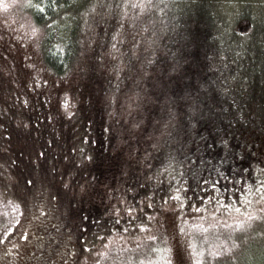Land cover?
<instances>
[{"label": "trees", "instance_id": "trees-1", "mask_svg": "<svg viewBox=\"0 0 264 264\" xmlns=\"http://www.w3.org/2000/svg\"><path fill=\"white\" fill-rule=\"evenodd\" d=\"M147 1L151 24L143 35L150 41L138 40L132 72L121 73L104 48L91 52L103 53L105 69L79 79H91L92 89L83 132L70 136L78 143L68 147L75 163L62 170L64 156L51 146L45 154L57 161L34 158L45 176L70 172L74 184L57 187L56 200L82 214L92 236L129 234L152 206L243 210L246 200L264 196V0ZM115 2L28 1L44 29L43 61L52 73L73 76L94 38L113 44V27L106 30L101 19ZM95 24L100 35L90 29L93 40L83 43L86 26ZM1 152L9 157L12 149L0 144Z\"/></svg>", "mask_w": 264, "mask_h": 264}, {"label": "rangeland", "instance_id": "rangeland-1", "mask_svg": "<svg viewBox=\"0 0 264 264\" xmlns=\"http://www.w3.org/2000/svg\"><path fill=\"white\" fill-rule=\"evenodd\" d=\"M28 1L0 0V144L12 149L9 157L0 153V264H264L262 195L253 202L246 200L243 210H224L221 205L209 212L180 204L152 206L123 236L110 229L103 236L89 235L82 214L56 200L57 187L74 184L70 172L45 176L34 158L51 146L64 156L59 159L62 170L70 168L74 159L68 147L78 145L70 136L83 132L79 124L89 109L85 103L92 89L91 79H79L103 73V53H112L121 73L132 72L142 49L138 40L150 41L143 33L151 17L147 0H117L101 19L106 30L113 27V44L89 38L90 29L93 36L100 32L96 24L86 26L83 43L94 41L93 46L84 45L82 53L88 58H80L73 76L60 78L43 61L44 29L28 13ZM98 48H104L103 53H91ZM130 60L133 67L127 66ZM98 84L101 93L104 80ZM45 155L57 161L55 153ZM78 191L82 194L85 188ZM131 217L126 214L124 221L132 222ZM237 221L243 222L241 226ZM152 237L164 242L148 246ZM213 251L222 255L215 257Z\"/></svg>", "mask_w": 264, "mask_h": 264}, {"label": "snow or ice", "instance_id": "snow-or-ice-1", "mask_svg": "<svg viewBox=\"0 0 264 264\" xmlns=\"http://www.w3.org/2000/svg\"><path fill=\"white\" fill-rule=\"evenodd\" d=\"M5 7H7V5H5ZM36 7L40 8L41 5L37 4ZM35 32H36V29H33V34H35ZM113 39H115V37H113ZM113 47H115V45H113ZM245 215L247 216V213H245ZM236 223H237V226L239 227V226H241V224L243 222L242 221H237ZM152 239H155V238L152 237ZM225 251H228V249H225ZM212 255L215 256V257H220L222 255V253L219 252V251H213ZM169 264H171V261H169ZM197 264H200V261H197Z\"/></svg>", "mask_w": 264, "mask_h": 264}]
</instances>
